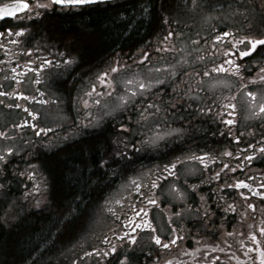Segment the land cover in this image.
Instances as JSON below:
<instances>
[{
    "label": "flooded vegetation",
    "instance_id": "1",
    "mask_svg": "<svg viewBox=\"0 0 264 264\" xmlns=\"http://www.w3.org/2000/svg\"><path fill=\"white\" fill-rule=\"evenodd\" d=\"M147 1L108 0L70 9L51 5L40 9V17L33 21L26 19L27 12L18 13V18L0 19V31L16 26L26 29L21 37H0V45H4L0 48V93H7L0 95V154L9 147L14 152L6 156V166L0 162V227L10 229L36 215L56 217L61 213V229L85 210L80 227L59 242L65 252L61 264H259L251 249L258 246L264 250V235L259 231L264 228V201L258 195L264 191L260 187L264 184V154L259 151L264 147V113L259 112L264 104V81L259 79L264 75L260 72L264 46L258 45L241 59L238 52L247 44L231 49V43L243 37L264 38V0H173L165 6L159 0L158 22L141 40L130 47L112 48L91 64H83L80 49L47 28L54 12L124 4V9L136 16L139 9L149 14ZM14 2L0 0V7ZM29 2L34 7L35 0ZM223 31L230 35L217 42L214 37ZM169 32L173 35L165 40ZM13 40L19 43H10ZM229 49L237 53L231 59L242 66L235 75V69L223 64ZM61 52L66 55L61 57ZM143 52L149 57L145 59ZM45 59L52 64L41 68ZM63 59H71V63L57 66L55 62ZM214 64H223L227 71H213ZM113 67L117 73L123 72L126 91L138 93L116 111ZM204 71L209 75L203 76ZM103 73L107 75L101 83L98 77ZM140 83L147 86L145 90L139 89ZM93 89L95 92L89 93ZM248 92L256 93L255 97H249ZM17 93L29 100L17 99ZM192 95L195 100L188 99ZM104 100L108 101L106 107L99 104ZM228 104L234 109L226 108ZM25 108L36 114L35 121ZM199 108L205 109L204 115L199 114ZM106 111L109 115H104ZM233 111L234 116L223 115ZM223 118L236 122L225 125ZM89 119L92 123L86 126ZM25 120L37 127L24 126ZM152 129L162 137L156 144L147 142ZM100 134L105 140L97 158L89 160V191L70 196L64 209L56 210L48 157ZM249 143L253 148H247ZM224 151L232 156H223ZM204 153L209 154L204 157L208 168L191 159ZM245 155L253 159L245 161ZM223 163L231 168L239 163L240 168L235 173L226 169L221 179H214L213 173L219 172ZM173 164L175 175H169L165 166ZM237 179L250 187L221 192L222 182ZM153 182L156 188H152ZM241 191L248 196L246 201L239 196ZM177 192L183 194L182 199L177 198ZM149 199L157 204H149ZM248 203L254 208L249 209ZM99 204L104 207L100 218L106 221L94 232L89 222H99ZM228 205L235 211H225ZM133 207L136 211L144 207L147 215L136 217ZM205 211L211 213L207 218ZM137 220L141 228L132 233L127 225L134 227ZM58 230L48 237L53 239L52 245L57 244ZM126 233L135 235L136 242L128 241ZM253 234L255 245L250 239ZM154 235L164 243L175 238L176 243L161 248L152 241ZM51 244L33 253L37 257L32 259L50 255Z\"/></svg>",
    "mask_w": 264,
    "mask_h": 264
},
{
    "label": "trees",
    "instance_id": "2",
    "mask_svg": "<svg viewBox=\"0 0 264 264\" xmlns=\"http://www.w3.org/2000/svg\"><path fill=\"white\" fill-rule=\"evenodd\" d=\"M172 1L163 0L162 4L169 5ZM147 2H150L151 8L149 14L139 9L136 16L129 14L128 10L124 9V4L88 8L75 13L54 12L47 20V28L54 36L67 40L73 47L80 49L83 64H91L101 59L112 48L135 45L150 28L157 24L159 0ZM104 138L105 135L100 134L48 157V166L55 182L56 210L61 208L63 210L64 201L70 196L74 198L77 192L89 191L91 184L87 173L89 160L97 158ZM61 217V213L56 217L36 215L10 229L0 227V264H18L24 260L27 264L31 262L61 264V261L56 263L55 260L40 262L41 258L46 257L43 254L35 260L32 259L34 258L32 254L40 251L41 243L46 242L56 228H59L56 235L57 244H51L48 256H51L57 248L56 254H58L59 242L67 240L80 227L85 218V210H82V215L78 219L71 221L70 224H64L60 229ZM45 245L49 246L50 243L47 242Z\"/></svg>",
    "mask_w": 264,
    "mask_h": 264
},
{
    "label": "snow or ice",
    "instance_id": "3",
    "mask_svg": "<svg viewBox=\"0 0 264 264\" xmlns=\"http://www.w3.org/2000/svg\"><path fill=\"white\" fill-rule=\"evenodd\" d=\"M98 2H99V0H47V3H42L41 0H35L34 7H33V5L29 2V0H15V2L12 3L11 5H7L6 4L3 7H0V19L9 18V17L10 18H18L17 17L18 13L27 12V13H29V15L26 16V19L29 20V21H33L35 18H39L40 17V15H41V12L39 11L40 9H47L51 5H59L61 7H67V8L70 9V8H73V7H82L84 5L97 4ZM25 31H26V29L24 27H19V26L7 27V28H4L2 31H0V37H3V36H9L10 37V36H13V35H15L16 37H21V36H23L25 34ZM172 35H173V33L169 32L164 37V39L167 40V38L169 36H172ZM229 35H230L229 32L223 31L221 34L216 35L214 37V39L217 42H221L222 41V37H228ZM10 43L17 44V43H19V41L13 40V41H10ZM245 43L247 44V47L244 50L238 52V55L241 57V59H243V57H245V56L251 55L257 49L258 45L259 46H264V38H260V39H255V38H251V37L237 38L234 43H231V49H236L238 44H245ZM3 47H4V45H0V48H3ZM231 49H229L228 51H225L224 55L229 57V58L226 59L223 62V64L230 65L231 68L235 69V72L233 73L235 75V74H238V73L241 72V67L242 66L240 64H237L234 60L231 59L232 55L237 54V53H233L231 51ZM59 55L61 57H64L66 54L61 52V53H59ZM141 55L145 59L149 57V54L147 52H143ZM200 59H203V57H200ZM61 62L64 65H68L69 63H71V59H63L62 61L57 60L55 63H56L57 66H59L61 64ZM29 63H31V62L29 61ZM50 64H52V61L45 59L43 61L42 65H41V68H43V66H45V65H50ZM223 64H220V65H215L214 64L212 70L215 71V72H218V73L226 72L227 69L223 66ZM13 71H15V69H13ZM111 71L112 72H116L117 69L115 67H113L111 69ZM157 71H159V69H157ZM260 72L264 73V68H260ZM106 75H107V73L101 74V77H98V80L101 83H104L103 77L106 76ZM202 75L206 77V76L209 75V73H208V71H204L202 73ZM259 79L261 81H264V75H261L259 77ZM252 82L254 83V81H252ZM127 83L131 84L132 81L128 80ZM138 87H139V89L141 91H143V90L146 89L147 86L144 83H140L138 85ZM93 91H94V89H93ZM128 91L131 93V96L138 95L137 92L132 91L131 89H128ZM0 95H7V93H0ZM247 95L249 97H253L254 98L256 93L248 92ZM16 98L17 99L29 100L28 96H25V95H23L21 93H17L16 94ZM31 99L33 101H35V97H32ZM188 99L189 100H195L196 96L192 95V96L188 97ZM39 102L42 103L43 101H39ZM97 103H99V101H97ZM85 106H87V101H85ZM16 107H20V105L17 104ZM225 107L229 108V109H234L235 106L231 105V104H228ZM24 111L27 113V115L29 117H31L32 121L36 120V114L35 113L30 112L27 108H25ZM211 111H212V109L209 108L208 109V113H211ZM198 112H199V114L204 115L205 114V109L204 108H199ZM259 112L260 113H264V104L260 105ZM104 115H109V113L106 111V112H104ZM223 115L224 116H234L235 112L234 111L233 112H226ZM92 119H95V118H92ZM92 119H89L88 124L86 126H89L92 123ZM235 122L236 121L233 120V119H227V118H223L222 119V123L225 124V125H232ZM24 126L31 127V128L35 129L37 127V124L34 123V122L33 123H29V120H25L24 121ZM17 127H20V125H17ZM120 127H121L122 130L127 132V130L124 129V125L123 124H121ZM223 134L224 133H221V135H223ZM2 135H3V133H0V136H2ZM36 135H40V132H37ZM159 139H162V137H155L153 140L150 141V143L156 144L157 140H159ZM235 140H236V142H239L240 141V137L239 136L235 137ZM125 146L127 147V145H125ZM247 148H253V145L251 143H249V144H247ZM259 151L262 154H264V147L260 148ZM13 154H14V152H13V149L11 147L6 148L4 150V154H0V162L4 163L5 166H6V164H7L6 156L7 155H13ZM117 155H122V154L118 152ZM208 155H209L208 153H204L202 156L193 155L191 157V159L198 160L199 163L204 166V168H208V165L205 163V160H204V157L208 156ZM223 156L231 157L232 153L229 152V151H224L223 152ZM212 159H213V162H216L214 157ZM243 159L245 161H249L250 162L253 159V157L250 156V155H245L243 157ZM177 162L179 163V161H177ZM175 167H176L175 164L167 165V166H165L164 170L168 171L169 175H175V173L172 171V169H174ZM239 168H240V164L239 163L237 164L236 168H231L229 164L223 163L222 167L220 168V171L213 173V178L219 180V179H221V173L224 172V170L227 169V170L231 171L232 173H235ZM249 179H251V178H249ZM139 187L140 186L137 185V189L138 190H139ZM156 187H157V184L155 182H153L152 183V188H156ZM195 187H196L195 185L192 186L193 190L195 189ZM219 187H220L221 192H223L224 189H229V190L248 189L250 187V185L248 183H246L245 180L237 179L234 183H226L225 184V183L222 182ZM260 187L264 188V184H261ZM229 195H231V193H229ZM258 195H260L261 198H262V201H264V191L258 193ZM239 196L245 201L248 199V196H246L243 191L239 192ZM177 198H181L182 199L183 198V194L177 192ZM200 199L203 200L204 197H200ZM221 199H223V196H221ZM148 203L152 204V205H156L157 201L155 199H149ZM247 207L249 209H252V208H254V205L251 204V203H248ZM132 210H133L134 215L136 217H140L142 213L147 215V212H146L144 207H141L139 211H136L134 207H133ZM228 210H232L233 212L235 211V209L232 208V205H228L227 208H225V211H228ZM210 214L211 213H209L208 211H205L204 212L205 218H207ZM176 215L179 216L180 213H176ZM67 223L70 224L71 221L69 220ZM144 224L147 227H149V228L151 227V225L149 224L148 221H144ZM65 226H67V225H65ZM127 226L131 229L132 233H135L137 231V229L141 228V223H140L139 220H137L135 222V226L134 227H133L132 223H129ZM259 231H260L261 235H264V228H260ZM229 235H231V233H229ZM125 236H126L127 240L130 241L131 243H135L136 242V236L135 235H132L130 233H126ZM178 238H180V237H178ZM250 239H251V241H252V243L254 245L257 244L256 235H254V234L251 235ZM105 240H107L106 237H105ZM152 241L156 245H158L159 247L164 248V249H167V248H169L170 245H174L176 243V239L175 238L174 239H169L168 243H164L163 240L161 239V237L158 236V235L152 236ZM111 251L113 253H115L116 252V248L113 247L111 249ZM251 251H254V252L257 253L256 259L259 261V264H264V250H261V248L257 246V247L252 248ZM103 254L105 256H107L108 252H104ZM122 264H123V262H122ZM166 264H168V262H166Z\"/></svg>",
    "mask_w": 264,
    "mask_h": 264
},
{
    "label": "rangeland",
    "instance_id": "4",
    "mask_svg": "<svg viewBox=\"0 0 264 264\" xmlns=\"http://www.w3.org/2000/svg\"><path fill=\"white\" fill-rule=\"evenodd\" d=\"M114 74H115L114 75L115 84H117V88H116V91L114 93V95H115V99H114L115 108H114V110L116 111L117 108H119V107L127 104L128 99H129V97L131 95H129L128 91H126V88H124V82H123V80H124L125 77H124L123 72H120V73L115 72ZM94 92L95 91H90L89 93H94ZM101 103H102V105H104L106 107L107 104H108V101L104 100V101L100 102L99 104H101ZM101 119H102L101 116L98 117L96 119V123H99L101 121ZM147 136H148L147 142L150 143L151 140H153L155 137H158V133L156 132L155 129H152L151 131H149V133H147ZM158 141L159 140H157L156 143H158ZM150 144H152V143H150ZM101 209H102L101 214L97 215L96 218H100L104 214V212H103L104 211V207H103L102 204H99L97 206V208H96V212H100ZM105 221H106L105 218H100L98 223H97V221L92 222V220H91L89 222V225L91 226L92 231L97 232V231H99L100 229H102L104 227V225H105L104 222ZM96 226H98V228ZM52 240L53 239H48V240H46V242L41 243L42 245L39 247V249L41 248L40 251L43 250V247L42 246H46L45 244L47 242H48V244L49 243L51 244ZM57 250L51 256H46L44 259L41 258L40 259V262L55 260L54 262L59 263V261H61L63 259L65 252L62 251V250H59L58 251V254H56ZM37 252H36V254H37ZM35 255L32 254V256L36 257ZM18 264H27V262H25V260H24V261H22V262H20ZM31 264H37V263L31 262Z\"/></svg>",
    "mask_w": 264,
    "mask_h": 264
},
{
    "label": "water",
    "instance_id": "5",
    "mask_svg": "<svg viewBox=\"0 0 264 264\" xmlns=\"http://www.w3.org/2000/svg\"><path fill=\"white\" fill-rule=\"evenodd\" d=\"M99 1H106V0H99Z\"/></svg>",
    "mask_w": 264,
    "mask_h": 264
}]
</instances>
